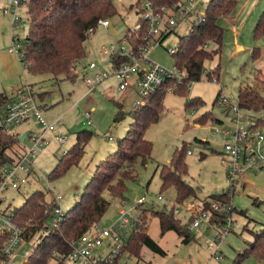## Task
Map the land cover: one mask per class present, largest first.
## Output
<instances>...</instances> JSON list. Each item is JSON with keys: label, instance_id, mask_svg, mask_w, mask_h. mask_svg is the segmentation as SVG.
<instances>
[{"label": "rangeland", "instance_id": "obj_1", "mask_svg": "<svg viewBox=\"0 0 264 264\" xmlns=\"http://www.w3.org/2000/svg\"><path fill=\"white\" fill-rule=\"evenodd\" d=\"M178 1L183 0H175L173 3ZM237 1V7L232 14L218 20V24L224 29L221 54L216 55L214 53L216 46H210L209 51L213 57L205 63L206 73L220 67L219 80H209L203 75L201 81L190 85L186 97L177 95L173 91L175 84L172 83L159 122L152 124L146 132L145 138L153 144L150 160L146 165L141 161L137 163V181L127 183L125 198L114 200L108 193L104 194L105 198L110 200L111 207L99 222L100 229L108 228L115 223L118 218L119 201L124 200L129 208H133L137 217L141 220L148 219L147 234L163 251V254L156 253L142 246L138 257L130 250H126L118 264H264V259L259 260L255 257L241 263L237 262L239 253L244 252L248 244L253 242L254 233L264 227V172H246L235 186H232L221 162L225 139L223 133L215 132V129H232L234 117V113H229L227 108L215 103L217 96L219 94L221 97L225 96L232 105H238L241 88L260 87L255 84L256 73L260 67L254 62L252 53L256 47H260L264 53L263 41L257 42L254 38L255 26L264 11V0ZM8 2L9 0H0V94L10 96L17 87L32 85L33 93L44 109V120L47 123L62 120L64 123L68 151L77 144L81 133H92V137L87 140L85 153L79 164L71 167L62 177L53 179V171L63 160L64 148L54 141V135L51 134L50 145L34 162L35 172L19 190L4 192L1 197L5 201L0 205V209L9 207L10 211H14L31 195L41 192L48 204L54 202V196H63L60 207L64 212H68L80 200L98 165L117 151L119 142L126 136L133 122L130 113L135 109L136 102L140 101L136 88L134 91L121 92L119 81L113 77L98 84L92 93L89 92L83 71L91 74L88 69L91 63H95L99 71L109 67V61L102 53L103 49L112 43L120 44L128 31L138 26L140 6L146 5L147 0H114L118 15L110 20L111 26L109 28L98 26L86 42V58L77 67L76 80L61 82L51 75L30 74L21 63L19 55L9 53L10 49H20L24 46L30 21L28 5L22 4L17 14L20 20L15 24L14 16L4 13V9L8 8ZM189 30V20L180 22L164 43L155 47V51L150 55L151 59L167 70H174L176 59L168 50L177 48L179 37L186 35ZM242 46L244 51L237 52V48ZM262 71L264 72L263 68ZM182 74L184 76V73ZM260 77L264 82V78ZM195 99H199L196 102L198 106L186 108V103ZM116 102L122 104L123 110L127 113L126 118L117 123L114 122L118 112ZM87 113L91 114V125L86 119ZM205 114H209L208 119L198 123L197 121ZM257 117L264 121V112ZM39 130L40 127L31 121L18 126L12 132L37 133ZM184 146L192 153V155L187 153L185 157L188 166L185 180L197 193L195 197L177 203L174 188L162 190L158 167L169 165L175 150ZM77 151L72 152L73 157ZM228 192H232L230 199L235 209L232 216L237 221V227L229 231L219 245L218 255L222 257L221 260L214 258L215 249L208 248L209 242H215L218 232L215 226H210L206 222L202 224L200 233L194 229L189 230L191 237L194 238L190 243H184V239L174 231L161 235L160 222L154 212L174 211V215L184 226L194 220L191 206L202 207L204 203L211 202L210 196ZM160 196L163 197L162 200H159ZM144 198L146 202L138 205ZM175 209H179L178 214H175ZM241 212L245 215H241ZM52 222L53 219L50 218L48 225L50 226ZM134 229L132 223L129 240L136 235L132 232ZM38 239L35 238L30 244L20 246L19 262L23 261V252L33 251ZM107 245L98 250V253L106 252ZM50 264L55 262L52 261Z\"/></svg>", "mask_w": 264, "mask_h": 264}, {"label": "trees", "instance_id": "obj_2", "mask_svg": "<svg viewBox=\"0 0 264 264\" xmlns=\"http://www.w3.org/2000/svg\"><path fill=\"white\" fill-rule=\"evenodd\" d=\"M149 1L162 8L170 6L175 0ZM23 4L28 5L30 29L22 47L21 63L30 74L51 75L58 82L76 80L77 67L86 58L85 44L98 28V22L111 20L118 15L114 0H26ZM237 4V0H210L204 21L194 23L186 35L179 37L174 58L176 69L184 73L183 81L179 82L176 78L167 79L157 93L144 99L140 107H135L130 113L133 122L126 136L119 142L117 151L98 165L80 200L65 213L64 220L57 227L48 225L51 214L46 210L50 205L46 203L41 192L34 193L21 207L14 209V222L25 230V241L30 244L35 238H39L25 264H50L52 261L55 264H67L66 257L71 251L72 242L86 234L94 224H99L111 207L110 200L105 198L104 194L108 193L114 200L125 198L127 183L137 181V163L141 161L146 165L151 158L153 144L145 138L146 132L152 124L159 122L165 110V99L171 84H175L173 91L177 95L186 97L190 85L201 81L203 75L209 80H219L220 67L206 73L205 63L213 57L209 51L210 46L215 45L217 52L214 53L221 54L224 29L218 24V20L230 16ZM173 32L174 30L162 39L161 45ZM254 38L257 42L264 38V11L255 26ZM261 55V48H254L252 53L254 62L258 61ZM112 61L118 62L116 59ZM260 76L264 78V72L257 70L255 84L260 87L240 89L238 106L264 126V121L257 117L264 112V82ZM219 97L220 94L215 103ZM10 99L6 94H0L1 121ZM198 100L187 102L186 108L198 106L196 104ZM116 106L118 112L114 119L115 123L122 121L127 115L122 104L116 102ZM208 117L209 114H205L197 122L203 123ZM21 136L22 134H15L3 126L0 127V166L13 160V154L17 151L14 148L21 146ZM90 137L92 133L83 132L79 135L77 144L63 156V160L53 171V179L62 177L71 167L79 164ZM74 150L78 151L73 157ZM187 153L185 146L176 149L171 163L158 167L162 190L174 188L177 203H183L195 197L197 193L185 180L188 174L185 161ZM231 194L232 192H228L210 196L211 202L202 205L203 209L212 215L209 219L210 226L223 225L226 218V212L215 213L211 205L213 203L223 207L230 205ZM240 214L245 215L243 212ZM154 215L159 219L162 236L174 231L184 239V243L194 240L189 232L192 223L183 226L174 215V211H158L154 212ZM147 221L148 219H142L139 232L131 237L125 251L130 250L139 257L140 249L144 246L163 254L159 245L147 234ZM6 240V236L0 239V264L4 260L1 250ZM55 253L57 258L54 257ZM250 257L264 259V227L254 233L253 242L248 244L244 252L239 253L237 262L241 263Z\"/></svg>", "mask_w": 264, "mask_h": 264}, {"label": "built area", "instance_id": "obj_3", "mask_svg": "<svg viewBox=\"0 0 264 264\" xmlns=\"http://www.w3.org/2000/svg\"><path fill=\"white\" fill-rule=\"evenodd\" d=\"M26 0H9L8 8L4 9L5 14L14 16V23L19 22L18 10ZM210 1V0H209ZM208 0H183L172 3L170 6L159 8L155 3L147 0L146 5L140 6V22L134 30L128 31L120 44L112 43L103 49L102 53L109 61V67L104 71H99L95 63L88 67L91 74L84 73V81L93 92L98 84L113 77L119 81V91L129 92L137 89L140 101L136 102V107L143 104L144 99L157 93L165 84L167 79L176 78L179 82L184 79L183 74L177 70H167L160 63L151 59L150 55L155 51V47L161 45L164 37L169 35L175 27L183 21H190V27L194 23L204 21L209 6ZM98 26L109 28L110 20H100ZM177 48L169 49L168 53L175 56ZM9 53L23 56L22 48L10 49ZM116 59L118 62H113ZM172 92V91H171ZM217 103L220 107H225L229 113H234L232 118V129H215L217 133H223L225 139L224 151L221 154L222 165L226 169L227 176L232 186L239 181L246 172H264V126L260 125L255 118L239 108L232 105L230 101L220 95ZM43 111L38 98L33 93L31 86L26 85L19 88L14 96L5 106V115L1 125L9 132L18 126L34 121L40 130L37 133L29 132L28 137L16 153L13 160L0 166V205L5 201L1 196L9 190H19L25 185L29 177L35 172L34 162L50 145V135H54V141L64 148L63 156L69 151L66 149L68 138L64 132L62 120L47 123L43 118ZM88 124L91 125V114H86ZM29 142V143H27ZM191 154V151H188ZM163 197L160 196L159 200ZM63 196H54V202L47 206L46 212H50L53 222L51 227H57L65 218V213L61 209ZM146 199H141L138 205H142ZM230 205L224 207L218 203L211 205L213 212H226L223 225H214L217 230L215 242H209L208 248L215 249L213 256L216 260H221L218 255L219 245L223 242L227 233L237 227V221L232 214L234 208ZM193 222L190 229L201 232L204 222L209 225L212 215L201 206L190 207ZM179 209H175V214ZM14 212L9 207L0 209V239L6 236V241L2 247L4 260L1 264H25L31 253L23 252V261L18 259V253L22 244H28L24 239L25 230L14 222ZM132 223L138 233L142 220L134 214L133 208L127 206L126 201H119L118 218L115 223L105 229H100L99 224H94L91 229L71 244V251L66 257L67 264H118L119 259L125 253L130 240ZM107 245L106 252L98 253V250ZM57 258V254H54Z\"/></svg>", "mask_w": 264, "mask_h": 264}, {"label": "crops", "instance_id": "obj_4", "mask_svg": "<svg viewBox=\"0 0 264 264\" xmlns=\"http://www.w3.org/2000/svg\"><path fill=\"white\" fill-rule=\"evenodd\" d=\"M261 41H263L262 43H263V46H264V38L263 39H261L260 40V42ZM264 48V47H263ZM242 51H244V47L242 46V47H238L237 48V52H242ZM11 54V53H10ZM263 57V58H262ZM262 59H264V53H262V55H261V58L258 60V61H256L257 62V64H258V66L260 67V69L259 70H262V68L264 69V61L262 60ZM83 73H88V72H86V70L85 71H83ZM91 73V72H90ZM31 87H32V85H30ZM22 86H19V87H17L13 92H12V94L9 96L10 98H12L13 96H14V94H15V92L19 89V88H21ZM7 95V94H6ZM8 96V95H7ZM220 122V121H219ZM20 134V133H19ZM23 134H25V133H23ZM22 134V135H23ZM190 155H192V153L190 154Z\"/></svg>", "mask_w": 264, "mask_h": 264}, {"label": "water", "instance_id": "obj_5", "mask_svg": "<svg viewBox=\"0 0 264 264\" xmlns=\"http://www.w3.org/2000/svg\"><path fill=\"white\" fill-rule=\"evenodd\" d=\"M27 137H28V133L23 134L20 138V143L23 144L25 140L27 139Z\"/></svg>", "mask_w": 264, "mask_h": 264}]
</instances>
